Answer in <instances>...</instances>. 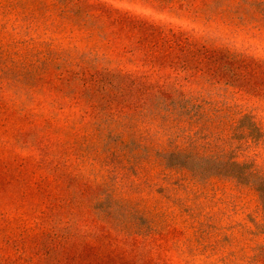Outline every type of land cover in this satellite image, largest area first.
<instances>
[{
    "label": "rangeland",
    "instance_id": "obj_1",
    "mask_svg": "<svg viewBox=\"0 0 264 264\" xmlns=\"http://www.w3.org/2000/svg\"><path fill=\"white\" fill-rule=\"evenodd\" d=\"M259 177L264 0H0V241L264 264Z\"/></svg>",
    "mask_w": 264,
    "mask_h": 264
},
{
    "label": "trees",
    "instance_id": "obj_2",
    "mask_svg": "<svg viewBox=\"0 0 264 264\" xmlns=\"http://www.w3.org/2000/svg\"><path fill=\"white\" fill-rule=\"evenodd\" d=\"M207 53L220 54L215 51ZM221 54L224 61L235 62L225 52ZM251 62L244 59L238 60L237 64L242 66ZM255 181L264 206V177ZM3 241L8 247L4 248ZM0 247L10 251L7 256L0 255L1 264H164L156 258L145 256L142 244H128L115 239H81L66 227L59 226H53L41 239L30 244L18 243L8 237L1 239Z\"/></svg>",
    "mask_w": 264,
    "mask_h": 264
}]
</instances>
